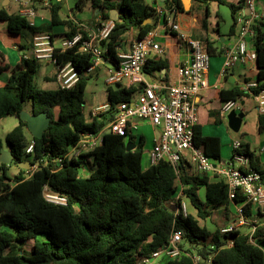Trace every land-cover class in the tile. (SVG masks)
<instances>
[{
    "label": "trees",
    "instance_id": "obj_1",
    "mask_svg": "<svg viewBox=\"0 0 264 264\" xmlns=\"http://www.w3.org/2000/svg\"><path fill=\"white\" fill-rule=\"evenodd\" d=\"M163 2L184 12L183 0ZM191 2L205 6L211 2L225 4L234 19L243 7L241 0ZM81 3L78 0L79 6ZM60 8V3H52L47 27H31L19 11H9L2 5L0 21L6 23L9 34L22 39L19 48L23 50L26 42L33 41L38 33H48L53 38L51 30L58 25L67 29L64 38L78 31L74 20L61 19ZM92 8L99 9L102 20L110 19L111 10L118 13L106 42L104 66L118 65L117 48L125 34L137 30V37L141 38L152 29L146 21L151 20L154 9L144 0H92ZM203 26L206 28L205 23ZM234 26L235 23L231 33ZM253 29L256 86L248 90L222 89L219 91L222 103L230 99L241 101L264 90V20L255 21ZM206 47L211 54L209 43ZM53 58L56 64L71 62L78 71L79 78L72 87L34 90L31 81L37 71V59L22 55L11 67L0 54V73L10 72L0 84V120L14 116L18 121L3 139L0 137V154L7 147L12 155L10 164L0 162V264H138L166 243L173 229L182 235L185 254L167 258L164 264H194L195 256L199 264L208 260L209 264H264V225L254 232V242L243 232L220 233V227L233 216L222 181L190 171V164L184 161L176 168L166 161L143 167L144 140L130 131L124 136L104 133L101 143L90 153L93 160L86 176L80 175L81 159H63L62 165H58L55 159L64 157L82 132H97L105 127L117 104L129 101L135 89L106 86L110 110L96 117L89 113L87 118L84 97L90 77L85 73L90 65L89 56L75 50H55ZM150 63L148 60L144 66L148 74L160 68ZM23 110L31 114L46 112L51 117L40 139L32 135L28 138L27 123L20 119ZM257 123L262 132L264 113L257 114ZM31 141L33 152L26 153ZM128 142L135 143V148L127 150ZM194 145L209 157L222 161L220 140L202 134L199 115L194 126ZM24 161L37 164L36 169L19 167ZM11 165L16 173L10 172ZM177 179L185 186L186 215L176 209ZM44 185L64 196L66 204L48 202L43 196ZM207 219L215 225L214 230L206 228ZM29 241L31 247L25 249Z\"/></svg>",
    "mask_w": 264,
    "mask_h": 264
},
{
    "label": "built area",
    "instance_id": "obj_2",
    "mask_svg": "<svg viewBox=\"0 0 264 264\" xmlns=\"http://www.w3.org/2000/svg\"><path fill=\"white\" fill-rule=\"evenodd\" d=\"M20 5L19 13L27 18L28 25L36 26L37 10L35 3L49 10L52 3H61L64 0H13ZM243 7L237 12L234 23L237 28L236 41L223 50V69L227 70L236 63L255 61L256 53L252 48L255 36L253 24L264 20V10L257 5V0H241ZM154 13L175 34L178 42L189 52L188 59L177 66V79L166 82L163 77L148 79L145 76L144 66L151 55H163L165 49L155 39V31L150 30L141 38H134L128 52L117 53V66L103 65L106 53V42L114 27V21L97 20L92 25L74 20L78 28L71 37L64 38L55 46L48 33H38L34 36L29 48L22 50L26 59L48 60L56 67L55 78L61 88L72 87L79 78V73L71 62L64 65L56 64L53 58L55 50H75L89 56L90 65L85 68L86 74H91L105 67V83L107 86L122 85L125 88H134L136 93L129 101L117 104L113 118L97 132H82L75 145L64 157L55 161L62 165L63 159H78L82 161L80 175L89 173L92 164L90 153L98 146L104 133L124 136L127 131H137L139 122L147 121L159 130L153 146L147 153V165L160 161L170 163L174 168L181 161L190 164V171L206 174L211 179L222 181L226 185L229 204L234 206L235 213L219 231L221 234L229 232L246 233L250 241L254 242V232L260 225L253 217L264 214V169H256L250 155L244 151L245 146L239 139L232 141L233 153L231 158L224 162L206 155L194 145V126L198 121V109L194 97L208 87L207 73L210 64V54L206 45L198 39L190 37L176 21L178 11L173 6L156 7ZM243 90L255 87L256 82H246ZM259 113H264V90L253 95ZM110 110V104H102L90 110L91 117ZM232 110L242 111L240 100H227L221 103L219 116L222 118ZM33 141L26 148V153L33 152ZM189 152V161L185 159ZM192 165V166H191ZM37 164L31 165L36 169ZM177 191L175 203L177 212L187 214V204L184 195L185 186L179 179L176 181ZM43 196L51 203L65 205L66 198L57 192L43 186ZM182 235L173 229L166 243L150 255L139 260L138 264H153L161 256L168 259L179 258L185 254L181 247ZM194 264H199V258L193 257ZM210 260L206 262L209 264Z\"/></svg>",
    "mask_w": 264,
    "mask_h": 264
},
{
    "label": "crops",
    "instance_id": "obj_3",
    "mask_svg": "<svg viewBox=\"0 0 264 264\" xmlns=\"http://www.w3.org/2000/svg\"><path fill=\"white\" fill-rule=\"evenodd\" d=\"M33 1V0H32ZM36 3V1H33ZM144 2L151 6L153 9L156 7L163 8L166 6L163 1L160 0H144ZM0 5L6 6L9 11H19L20 5L13 0H0ZM257 5L260 9L264 10V0H257ZM60 17L61 19H70V20H79L83 22L90 21L92 23L101 20L98 13L91 18L84 19H77L75 17V12L80 11L82 8V3L79 6L78 0H64L60 3ZM37 17H36V26L37 27H47L50 25V12L49 10L45 9L43 6H37ZM176 21L180 24L181 28L187 32V34L194 38L201 40L205 45L209 43L210 48L213 49V52L210 54V64L209 70L207 73V81L208 87L201 90L195 97L194 102L198 109L199 115V124L201 126V132L205 136H216L220 140V156L222 161H228L233 153L232 152L229 156L226 157L224 151L221 150V145L228 146L230 145L232 148V141L235 138H232L230 132L228 130V126L230 128L231 122L232 125L238 128L240 123L243 121L245 117V101L252 100L254 106L257 109L256 102L254 101L253 97H249L246 99H242L240 102L243 104V110L237 111L232 110L228 112L224 117L219 116V108L221 106L222 100L219 96V91L222 89H231L234 87H238L243 89V85L246 82H256L257 79V69L255 66V61H248L246 63H236L231 68L224 70L223 69V50L229 46H231L236 41L237 35V28L234 26L233 33H231V26L234 23V18L231 15L230 9L225 4H219L216 2H211L207 6L199 4V3H192L190 2V8L188 11L178 12L176 15ZM150 22L152 25V29L155 31V39L162 45L165 49V53L163 55H151L149 60L152 61L150 66L158 65L160 68L155 69L148 74L145 72V76L148 79H157L158 77H163L166 82H174L177 79V66L183 62H185L189 57V52L186 47L180 44L175 37V34L164 24L163 19L159 18L156 14H154L151 18ZM204 23L206 24V28H204ZM67 31L66 27L63 25H58L53 27L51 33L54 35L52 40L55 46H58L60 42L64 39V33ZM137 30L133 31L132 33H127L124 35V38L121 44L117 48V53L120 52H128L131 48V42L134 38L137 37ZM18 36H13L7 32L6 23L0 21V54H2L6 60V62L11 66L14 67L20 60L22 56V50L19 48V44H23L22 41L20 42L17 39ZM253 43V42H252ZM27 47L29 48L32 44L31 41L26 42ZM253 48V44L251 45ZM254 49V48H253ZM39 62H44L47 65L54 66V72L52 75L47 74L46 72L43 73L42 79L44 81H54L59 86L55 74H56V67L53 63L49 62L48 60H37ZM153 62H156L153 64ZM107 65V64H106ZM110 65V64H108ZM105 68V67H104ZM10 72H3L0 73V84H3ZM56 87V88H57ZM54 88V89H56ZM133 93V96L135 95ZM258 111V110H257ZM243 113L239 123L237 124L236 120L240 113ZM259 113V112H258ZM7 116L0 120V125L7 122L9 119ZM15 118L14 116H12ZM14 126L15 127L18 123L17 119H14ZM228 124V125H227ZM12 127V128H13ZM11 128V129H12ZM10 129V130H11ZM9 130V131H10ZM8 131V132H9ZM7 132V133H8ZM259 132V131H258ZM6 133V134H7ZM5 134V136H6ZM136 137H142L144 140V145L148 148L144 150L145 153V165L143 167H147V153L151 149L155 138L159 135V130L154 128L150 123L147 121L139 122L138 129L135 133ZM30 132L27 130V136L30 138ZM243 142L244 146L246 147L247 151L251 154L252 157V164L256 169H264V134L259 136V143L260 149L258 150L259 153L256 152L254 139H239ZM5 150H8L7 147H4ZM189 152H186L185 159L189 161ZM192 166V165H191ZM15 167H11V173H16L14 170ZM193 171V169H192ZM203 191V190H201ZM261 215H254L253 217L256 219L258 216ZM257 220V219H256ZM207 222V220H206ZM257 222L260 225H264V222ZM214 230L213 228H211ZM164 259V260H163ZM166 257L161 256L156 259L153 264H162L166 262Z\"/></svg>",
    "mask_w": 264,
    "mask_h": 264
},
{
    "label": "rangeland",
    "instance_id": "obj_4",
    "mask_svg": "<svg viewBox=\"0 0 264 264\" xmlns=\"http://www.w3.org/2000/svg\"><path fill=\"white\" fill-rule=\"evenodd\" d=\"M35 6H39L37 3H35ZM20 9V8H19ZM37 9V8H36ZM99 12V9H93L92 8V0H82V8L80 11L75 12V17L77 19H87L94 17L97 13ZM17 39L21 42L22 39L18 36ZM37 71L34 74L31 85L34 90H53L54 88L57 87L56 82L52 81H44L42 79L43 73L46 72L47 74L52 75L54 72V66L53 65H47L44 64V62H39L37 61ZM105 68L102 66L99 70L94 71L93 73L90 74L86 91H85V116L88 118L89 112L91 109L95 108L96 106L106 104L107 103V93H106V83H105ZM26 109H28V106L26 105ZM245 117L243 118V121L240 123V126L236 128V126L232 125V122L230 123L231 126L227 127L230 135L232 138L235 139H245L249 138L255 140V145L253 144V147L255 146V150L257 153L258 150L260 149V141H259V136L264 134V130L260 132L258 130V123H257V114L258 111L256 107L253 104L252 100H246L245 105ZM9 119L7 122L3 123L0 125V137L3 139L5 137V134L14 126V119L12 116L8 117ZM228 125V124H227ZM259 131V132H258ZM136 132V131H135ZM134 132V133H135ZM151 145L152 142H151ZM148 149L145 145L143 148V151ZM221 150L225 152L226 157L229 156L232 152V148L230 145L225 146L221 145ZM145 153L143 152V158H142V165H145ZM16 172V169L14 170ZM230 214L235 213L234 206L229 204L228 205ZM259 222H264V215L256 217ZM205 226L207 229L212 230L211 228L215 229V225L207 219V222L205 223ZM31 242H27L25 249H29L31 247ZM164 260V259H163ZM162 264V261L161 263Z\"/></svg>",
    "mask_w": 264,
    "mask_h": 264
},
{
    "label": "water",
    "instance_id": "obj_5",
    "mask_svg": "<svg viewBox=\"0 0 264 264\" xmlns=\"http://www.w3.org/2000/svg\"><path fill=\"white\" fill-rule=\"evenodd\" d=\"M164 1V0H160ZM191 0H183L184 10L188 11L190 8ZM110 19L115 21L118 18V13L115 10L110 11ZM150 21V20H147ZM243 113L241 112L236 120L237 124L239 123ZM20 119L26 121L27 130L34 138L40 139L43 136L44 130L49 126L51 117L46 112H41L38 114H31L30 112L23 110L20 112ZM136 144L133 142L127 143V150H131L135 148ZM0 162L10 164L12 162V155L9 150L1 149L0 154ZM23 169H29L31 167V163L29 161H24L18 165ZM13 168L14 165H11Z\"/></svg>",
    "mask_w": 264,
    "mask_h": 264
}]
</instances>
